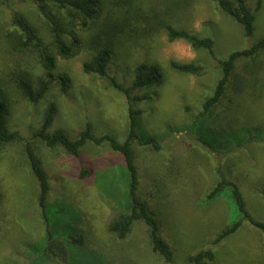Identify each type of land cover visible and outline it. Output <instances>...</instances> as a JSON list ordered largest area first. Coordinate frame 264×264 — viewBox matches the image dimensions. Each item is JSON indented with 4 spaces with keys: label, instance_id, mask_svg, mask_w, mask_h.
I'll list each match as a JSON object with an SVG mask.
<instances>
[{
    "label": "rangeland",
    "instance_id": "374dc122",
    "mask_svg": "<svg viewBox=\"0 0 264 264\" xmlns=\"http://www.w3.org/2000/svg\"><path fill=\"white\" fill-rule=\"evenodd\" d=\"M111 3L114 8L130 4L131 13L140 16L135 36L122 37L116 43L108 76L84 72L83 63L91 56L87 48L70 59L58 57L56 73L67 72L71 77L68 91L63 92L59 81L51 79L46 96L33 103L14 80L26 72L44 78L48 73L35 52L14 48L8 33L12 11L20 10L50 42L48 24L33 1L0 0V84L11 100L8 126L22 136L21 141L0 147V264H38L30 245L40 242L44 225L25 142L31 143L43 160L51 183V201H63L79 210L90 247L101 251L105 264H191L190 256L208 247L229 221L225 199L208 206L199 204L218 175L237 182L250 212L264 220V140L255 138L245 146L221 150L184 130L166 136L160 151L134 145L141 192L158 214L163 234L174 250V261L167 263L154 253L143 221H138L125 239L109 231L110 222L124 210L127 186L126 168L118 153L90 143L79 159L61 146L48 147L34 136L47 105L54 101L58 113L50 131L63 129L76 137L91 122L96 135L110 133L125 140L127 98L113 87L111 77L131 87L135 67L142 62L158 64L163 73L160 85L131 90L133 96H151L134 103L142 112L145 130L164 133L168 126L191 124L223 76L219 59L250 47L264 36V0H248L256 13L255 32L250 37L214 0H107ZM164 20L177 28L212 36L215 56L206 49H194L184 39L170 41L166 28L160 26ZM83 35L87 40L88 33ZM171 60L195 62L205 66V71L200 75L183 73L172 67ZM213 113V126L222 131L223 141L231 129L264 128V53L238 61L232 87ZM83 166L91 170L84 179L80 177ZM215 250V259L207 264H263L264 235L245 222Z\"/></svg>",
    "mask_w": 264,
    "mask_h": 264
},
{
    "label": "trees",
    "instance_id": "16d2710c",
    "mask_svg": "<svg viewBox=\"0 0 264 264\" xmlns=\"http://www.w3.org/2000/svg\"><path fill=\"white\" fill-rule=\"evenodd\" d=\"M48 24L51 41L47 42L40 30L18 9H13L11 16L12 28L9 36L14 48L18 51H32L38 55V61L47 71L48 78L35 77L33 73L18 74L14 80L16 87L30 102L42 100L50 89V80L57 79L63 92L70 87L71 77L67 72L56 73L58 57L70 59L87 48L91 56L83 63L86 73L108 76L109 64L115 51L116 43L122 37H132L139 31L138 15L128 5L120 8L108 5L107 0H31ZM218 7L234 18L243 27L245 36L250 37L255 32L256 13L249 6L248 0H214ZM160 26L166 28L170 41L184 39L194 49H206L215 56V40L212 36L200 35L188 29L175 27L169 21H161ZM88 33L86 40L83 33ZM264 53V36L252 43L250 47L235 50L226 58L219 59L223 76L218 81L211 96L203 103V110L191 124L168 126L164 133H151L145 130L141 110L134 105L135 101L151 98L149 95L133 96L132 89H142L157 86L163 82V73L156 63L142 62L135 67V76L131 87H126L115 77H111L112 85L125 93L128 103L129 127L125 140L120 141L115 135L106 133L96 135L93 124L86 126L76 137H71L65 130L50 131L58 106L50 101L44 111L40 128L34 136L48 147L61 146L72 156L81 159L84 148L93 143L106 146L118 153L124 162L127 176V186L124 191V210L109 224V231L119 239H125L131 234L135 224L143 221L149 228V237L154 253L167 263L174 261V250L163 234L162 222L149 200L141 192L140 173L136 163L134 145L149 146L155 151L163 148V140L172 133L184 130L192 131L204 144L219 149H232L245 146L255 138L264 140V128L241 127L238 130L227 131L223 141L222 131L213 125L214 107L225 97L232 87V78L239 60L253 59ZM174 69L183 73L202 74L205 66L195 62H179L171 60ZM11 100L8 91L0 84V147L22 140L19 131L8 126ZM224 133V132H223ZM25 154L30 170L37 182V204L40 209L44 232L40 242L30 245V250L37 253V263L44 264H105L101 251L91 248L87 235L80 224L81 213L75 207L63 202H52L50 199L51 183L43 160L29 142L24 144ZM91 174L89 166H83L80 177L87 178ZM219 199H225L228 204V224L218 232L208 247L199 250L189 260L191 264H207L215 259L216 247L228 236L237 232L244 223L258 228L264 235V220L256 218L248 209L244 194L237 182L224 175H218L217 181L207 194L200 198L201 206H208ZM36 263V261H35ZM264 264V263H263Z\"/></svg>",
    "mask_w": 264,
    "mask_h": 264
}]
</instances>
